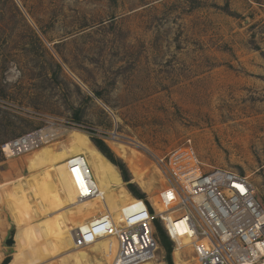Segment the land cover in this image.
I'll return each instance as SVG.
<instances>
[{
	"label": "rangeland",
	"instance_id": "rangeland-1",
	"mask_svg": "<svg viewBox=\"0 0 264 264\" xmlns=\"http://www.w3.org/2000/svg\"><path fill=\"white\" fill-rule=\"evenodd\" d=\"M37 114L73 126L5 159ZM188 141L205 170L247 176L264 203V0H0V264H111L114 239L72 244L138 199L95 142L164 211L173 197L153 158ZM77 156L103 202L76 200L65 161ZM180 256L197 264L189 247Z\"/></svg>",
	"mask_w": 264,
	"mask_h": 264
},
{
	"label": "built area",
	"instance_id": "built-area-1",
	"mask_svg": "<svg viewBox=\"0 0 264 264\" xmlns=\"http://www.w3.org/2000/svg\"><path fill=\"white\" fill-rule=\"evenodd\" d=\"M37 118L42 123L38 129L2 146L5 159L50 145L73 126L44 114ZM65 162L77 187L76 200L103 202V192L84 161L77 156ZM153 163L173 197L170 205L159 211L154 202L133 199L117 215L99 212L74 229L75 249L86 250L112 238L116 253L111 264H166L158 261L153 226L157 220L173 245V253L189 247L197 264H264V203L256 198L247 176L222 168L205 170L190 141L164 156H155ZM184 241L186 245H182Z\"/></svg>",
	"mask_w": 264,
	"mask_h": 264
},
{
	"label": "trees",
	"instance_id": "trees-1",
	"mask_svg": "<svg viewBox=\"0 0 264 264\" xmlns=\"http://www.w3.org/2000/svg\"><path fill=\"white\" fill-rule=\"evenodd\" d=\"M100 144V145H98ZM95 147L97 148V150L100 152V154L108 161V165L110 167H116L119 171V175L122 179V181L125 183V184H128V191L131 193V195H133L134 197L138 198V199H141V200H144L145 199V196L141 193H139V191L137 190V188L133 185V184H130L129 183V177H128V173L127 171L125 170V167L123 166V164L121 163H117L115 162L114 160H112L108 155L107 153L105 152V148L103 147V145L101 143H96L95 142ZM34 165L29 163V169L31 170H34ZM131 182L134 183L133 181V178L131 180ZM256 198L259 200V198L256 196ZM260 201V200H259ZM154 226L156 228V232H158V235L160 236V239H161V244H162V247L164 248L165 252H166V256H165V263L166 264H174L173 263V259H172V243L168 240V238L166 237L164 231L158 226V223L157 221H154ZM1 264H9V259L6 258L4 259Z\"/></svg>",
	"mask_w": 264,
	"mask_h": 264
},
{
	"label": "bare ground",
	"instance_id": "bare-ground-1",
	"mask_svg": "<svg viewBox=\"0 0 264 264\" xmlns=\"http://www.w3.org/2000/svg\"><path fill=\"white\" fill-rule=\"evenodd\" d=\"M77 133H78V131H72V132H70V134L68 135V139L69 138H71V137H73V136H75V135H77ZM113 145H115V144H113ZM187 244V241H184L183 243H182V245H186ZM174 257H175V259H176V261L177 262H179L180 261V251H177V250H175L174 251ZM114 258V257H113ZM112 261H113V259H112ZM112 263V262H111ZM177 264V263H176Z\"/></svg>",
	"mask_w": 264,
	"mask_h": 264
}]
</instances>
